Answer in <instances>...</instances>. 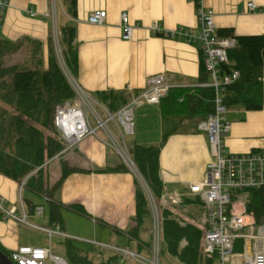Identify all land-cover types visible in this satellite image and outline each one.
Listing matches in <instances>:
<instances>
[{"label":"crops","instance_id":"0c3cea01","mask_svg":"<svg viewBox=\"0 0 264 264\" xmlns=\"http://www.w3.org/2000/svg\"><path fill=\"white\" fill-rule=\"evenodd\" d=\"M249 1L258 4L255 11L247 9ZM203 2L215 12L217 32L233 28L236 35L264 36V0ZM69 4L68 0H60L57 20L61 28L67 23L76 25L78 65L74 74L88 92L96 94L99 91H124L130 100L146 87L148 76L161 73L168 74L174 87H193L201 82L200 42L152 32L155 23L165 30L184 27L199 31L194 0H76V10L69 8ZM51 9V0H9L0 28V38L9 40L10 47H13L10 53L4 55L6 66H17L20 70H46L49 67L50 56L54 51ZM93 10L107 11V19L103 25L88 22L89 13ZM30 11L35 15L31 16ZM123 11L128 13L130 22L134 25L131 41L122 37L120 14ZM210 80L209 75L207 82ZM136 111L135 138L132 142L156 145L162 140L164 128H175V132L161 147L159 155L160 177L165 187L182 194V203L169 206L170 217L176 221L181 220L184 224L199 221L203 216L202 203L198 195L191 194L189 186L206 179V164L211 158L209 136L200 127L201 118L192 117L180 121L165 117L161 113L160 104L152 108L141 106ZM228 111L232 127L224 138L227 152H264V103L263 108L256 111H247L242 107H234ZM82 141L78 143L81 148L84 144ZM71 151L69 149L63 155L55 156L67 164L65 159H69L75 163L74 167L81 169L71 173L66 180L73 175L74 181L88 178L91 190L90 194L88 191V197L67 201L62 196L61 201L64 181L60 189L54 192L62 218L61 230L68 236L66 239H75L78 235L64 222L62 210L74 211L71 205H79L85 209L82 214H96L97 194L106 197L108 192L111 194L108 202L109 206H113V215L109 218L104 213L102 225L110 241L99 240L144 255L149 254L152 222L149 213L141 222L135 219L136 194L139 191V187L134 185L138 181L135 174L125 167L118 156L113 157L107 153V156H97L95 153H99L101 148L96 143L92 149H87V154L80 151L72 156ZM0 194L8 198V201L14 199L13 196L10 197V179L2 175ZM43 197L51 200V197ZM36 204L44 206L42 203ZM181 215L192 221L182 219ZM29 216L36 217L31 211ZM28 222L44 226L43 222L35 219ZM48 226L52 227L54 224L48 223ZM7 227L10 230V224ZM33 242L28 236L19 235L17 240L2 236L0 226V244L6 249L12 251L19 246H32Z\"/></svg>","mask_w":264,"mask_h":264},{"label":"built area","instance_id":"2783aa9c","mask_svg":"<svg viewBox=\"0 0 264 264\" xmlns=\"http://www.w3.org/2000/svg\"><path fill=\"white\" fill-rule=\"evenodd\" d=\"M194 1L197 5L199 31L184 27L165 30L155 23L152 26V32L188 41L198 40L205 69L211 77L210 82L199 85L210 86L215 90L214 110L206 120L200 122V127L208 132L211 144V159L207 164L206 179L189 186L192 194H199L202 197L203 216L200 220L205 227L202 238L203 251L206 255L215 258L213 264H264V222L258 221L255 214L248 209L250 191L264 189V152L227 153L223 145V138L231 131L232 125L227 115L228 109L223 103L222 90L226 85L240 78L239 70L232 69L227 72L223 67L229 64V50L235 46V40L232 37L220 36L214 20V10L207 7L203 0ZM8 3L9 0H0V28ZM59 4L60 0H51L53 25L55 16L58 18ZM247 6L249 11H255L258 8V4L254 1L247 2ZM30 15L34 16L35 13L30 11ZM120 18L122 37L124 40L131 41L134 25L131 24L126 11L120 14ZM106 19V10H93L88 16V22L94 25H103ZM61 34L62 32L54 26L53 41L56 56L75 96L70 101L55 107L54 124L71 146L87 136L94 135L100 138L98 132L103 131L107 142L133 171L143 189L147 199L148 213L152 219L153 237L150 255L144 256L128 248L114 247L119 256L117 264H127L128 261L141 264H164L165 209L170 205L182 203V194L178 191H170L166 187L160 196L153 191L132 157L127 136L134 133L136 107L158 106L161 99L174 87L170 77L166 73L148 76L146 87L138 91L125 106L113 112L92 93L85 90L74 76L63 53ZM99 105L102 106L104 113L98 108ZM72 115H78L84 124V130L80 136L76 133L70 134L66 127L65 121ZM111 123H114L116 129L111 126ZM70 135L75 138L73 142ZM58 156L60 154L56 157ZM233 176L237 177L234 182H232ZM25 185V179L19 183L23 215L18 214V208L13 203L7 202L6 198L1 196L0 210L3 218L7 220L12 217L45 231L50 240L55 234L67 238L60 224L41 227L27 221L28 212L21 196ZM223 186L230 187L233 195L224 205V210L220 211L218 207ZM44 210L43 205H37L33 209V215H43ZM179 222L186 225L181 220ZM187 245L188 240L183 238L180 241V248ZM10 258L16 264H72L65 257L54 254L51 245L47 247L19 246L10 252Z\"/></svg>","mask_w":264,"mask_h":264},{"label":"trees","instance_id":"16d2710c","mask_svg":"<svg viewBox=\"0 0 264 264\" xmlns=\"http://www.w3.org/2000/svg\"><path fill=\"white\" fill-rule=\"evenodd\" d=\"M69 8L76 10V0H68ZM76 14V11L74 12ZM62 48L65 59L73 73L78 65L76 45L77 28L67 23L61 28ZM220 36L232 37L235 46L229 50V64L223 65L229 72L240 71V78L222 90L223 103L227 109L242 107L247 111L263 108L264 103V36L236 35L233 28H224ZM10 41L0 38V173L18 181L26 179V188L43 196L51 197L48 204L49 224H60L62 218L54 192L66 178L79 170L62 162V173L53 186L48 184L49 160L65 148L60 131L54 124L55 107L75 96V92L64 74L57 56L52 52L46 70H20L17 66L4 65L3 58L10 53ZM200 83L209 80L201 56ZM173 87L160 102L163 116L184 120L199 117L206 120L214 110L215 90L210 86ZM96 97L111 110L117 111L129 102L124 91H99ZM175 128L166 129L162 140L156 145H130L132 157L143 176L157 195L164 192L165 185L160 177L159 155L161 147ZM61 155V154H60ZM102 171V169H101ZM140 184V183H139ZM141 186V185H140ZM248 209L259 220L264 218V191L252 189ZM137 213L135 219L141 222L148 214L147 201L141 187L136 194ZM37 204H31L33 209ZM77 212L84 213L79 205H71ZM169 207L165 209V239L168 251L176 254L184 264H213L215 258L203 251L202 238L205 228L195 222L182 226L170 217ZM186 238L188 245L180 248V241ZM67 243V260L72 264H96L87 251ZM0 248L10 256L9 249ZM109 260L101 264H108Z\"/></svg>","mask_w":264,"mask_h":264},{"label":"rangeland","instance_id":"374dc122","mask_svg":"<svg viewBox=\"0 0 264 264\" xmlns=\"http://www.w3.org/2000/svg\"><path fill=\"white\" fill-rule=\"evenodd\" d=\"M57 19L58 18H56V16H55L54 26H55V29H58L61 32V26H60L59 21ZM60 38L62 40V34L60 35ZM3 62H4V58H3ZM71 71H72V69H71ZM72 73H73V71H72ZM74 76H75V74H74ZM136 94H134L132 96V98ZM93 95L96 97L95 94H93ZM102 104L104 106H106L104 103H102ZM106 107H108V106H106ZM98 108L100 109V111L102 113H104L102 106L99 105ZM137 108L138 107H136V109ZM136 109H135V118H136V112H137ZM111 111L115 112L114 110H111ZM229 112L230 111H228V114H227L228 116H229ZM111 126L114 129H116V126L114 125V123H111ZM98 133H99V136L101 139L97 138L94 135L88 136V137H86L85 140H83L81 142V143H84L82 145V148L80 147V144L78 145L79 142L76 145L71 146L65 137H64L63 142L66 145V148L70 147V150H72L71 151L72 156L78 154L80 151L87 154L88 153L87 149H92L93 145L96 143L101 148V151L99 153H95L97 156H100V155L101 156L102 155L107 156V154H111L113 157L118 156V158L120 157V159L122 160L125 167L128 170H130L131 172H133L130 168H128V166L125 164L122 157L117 153V151L115 149L112 148V146L109 144V142H104L106 140L105 139L106 136H105L104 132L99 131ZM133 138H135L134 134L127 136L128 144L131 145L133 143L131 141ZM130 145H129V147H130ZM95 154H93V155H95ZM65 160L68 162V164L70 166H75L74 162L70 161L69 159H65ZM62 162L63 161H61L60 159L54 158L53 160H51V162H50L51 164L48 166V168L46 170L47 171L46 175L48 176V184L50 187L54 185L55 181L59 178V176L62 173V169H61ZM79 170H81V169L79 168ZM80 174H82V173H80ZM0 175L5 176L2 173H0ZM73 176H71L67 180H65L66 182L63 185L62 193L60 196L61 201H62V196H65V199L67 201H72L74 199H77L78 197H88V191L90 194V190H91L90 180L88 178H82L79 181H74V179H72V178H74ZM5 177H7V176H5ZM7 178L10 179V197L13 196L14 199L13 200L10 199V201H8L7 200L8 198H6V200H7V202L13 203L18 208V214L23 215V209L21 207L20 195H19V191H20L19 190V183L16 180H13L9 177H7ZM134 185L138 186L139 190H141V186H140L138 181L135 182ZM110 195L111 194L108 192L106 194V197L103 194H99V193L97 194V196H96V203H97L96 214L92 213V212L91 213L89 212V214H82V213H79L75 210L74 211L73 210L72 211L62 210V216H63L64 222L67 224V226L69 227V229L71 231H73L76 235H78V236L74 237L75 239L69 240V242H72L73 246H75L77 248L80 247V248L84 249L85 251H87L88 254L90 255V257H92L95 260L96 264H101L102 262H106L108 260H109L108 264H117V260L119 258L117 252H115L112 249L107 247V246H113V245L103 243L99 240V239H104V240L110 241L109 239H107L108 233L106 232V230L103 228V225H102V220L105 219V217L103 216L104 213L109 218L113 215V206H109V202H108ZM1 196H3V195H1ZM22 197L24 199V203L26 206V210L28 212V216H29V211H31V213H33L32 210H29V208L31 207V204H36V203L44 204L45 213L43 215L36 216V217L29 216L28 221H30L31 219H35L39 222H43V224H44L43 227H49L48 226V223H49L48 221H50L49 209H48L49 201L46 200V198L43 197L42 195L31 191L29 188H26V186L22 190ZM0 202H1V197H0ZM0 213H1L0 226H1V235L2 236L8 237L9 239L11 238L13 240H15V239L17 240L19 235L21 237L28 236L34 240L32 246L47 247V246L51 245L52 251L54 254L65 257L66 259L69 258V255L67 252V243H65V241L62 240V239L65 240L66 238H63L61 235L55 234L50 240V237H49L47 232L42 231V230L35 228L33 226H30L29 224H26L24 222L17 221L16 219H14L12 217L5 220L2 216L1 210H0ZM180 217L186 221H192V220L187 219L183 215H181ZM171 218L174 219L173 217H171ZM177 222H179V221H177ZM8 224H10V230L7 227ZM182 226H186V225H182ZM151 231H152V226H151ZM103 234H105L104 238H103ZM152 237L153 236L151 233V246H152ZM151 246H150V248H151ZM167 250L168 249H167L166 239H165L164 248H163V263L164 264H184L176 254H173V253L170 254V253H168ZM115 254H116V256L113 257V255H115ZM149 255H150V249H149V254L144 255V256H149ZM127 264H141V263L128 261Z\"/></svg>","mask_w":264,"mask_h":264},{"label":"bare ground","instance_id":"6f19581e","mask_svg":"<svg viewBox=\"0 0 264 264\" xmlns=\"http://www.w3.org/2000/svg\"><path fill=\"white\" fill-rule=\"evenodd\" d=\"M66 127L68 128V130H69V132H70V134H72V133H76L78 136H80L82 133H83V130H84V124H83V122H82V120L79 118V116L78 115H72L70 118H68L66 121ZM60 131V130H59ZM61 133V132H60ZM61 136H62V133H61ZM208 136H209V134H208ZM88 137V136H87ZM70 138H71V141L73 142L74 140H75V138L72 136V135H70ZM86 138V137H85ZM225 138V137H224ZM224 138H223V145H224ZM62 139L64 140V137L62 136ZM84 139V138H83ZM82 139V140H83ZM101 139V138H100ZM106 139V138H105ZM82 140H80V141H82ZM79 141V142H80ZM104 142H107V139L104 141ZM78 143V142H77ZM76 143V144H77ZM76 144H74V145H76ZM209 145H210V153H211V144H210V142H209ZM70 149V147H68V148H66V145H65V148L60 152V154L61 155H63L64 153H66L68 150ZM224 149H225V151L227 152V150H226V148H225V145H224ZM227 153H230V152H227ZM211 159V158H210ZM209 159V160H210ZM209 160H208V162H209ZM208 162H207V164H208ZM207 164H206V168H207ZM237 179V177L236 176H233V178H232V182H234L235 180ZM24 180V179H23ZM26 180V179H25ZM26 186V185H25ZM20 187V186H19ZM23 190V189H22ZM260 190H263L264 191V189H260ZM22 192V191H21ZM194 195H198L199 196V199H200V201L202 202V197H201V195H199V194H194ZM232 195H233V191H232V189L230 188V187H227V186H223L222 187V195H221V201H220V204H219V210L220 211H222V210H224V205L226 204V203H228L230 200H231V197H232ZM249 195H250V193H249ZM21 196H22V194H21ZM146 198V197H145ZM146 201H147V199H146ZM250 201H251V195H250ZM250 203V202H249ZM211 206V205H210ZM256 216V215H255ZM257 218V217H256ZM257 220L258 221H260V222H264V220L262 219V220H259L258 218H257ZM151 222H152V219H151ZM195 223H197L198 225H200V226H202V227H204V225H203V223L201 222V220L199 219V221H196ZM187 224H188V222H187ZM205 228V227H204ZM152 234H153V232H152ZM204 234H205V231H204ZM204 234H203V237H204ZM108 248H110V249H112L113 251H115V252H117L116 251V249L114 248V247H116V246H107ZM120 248V247H119Z\"/></svg>","mask_w":264,"mask_h":264},{"label":"water","instance_id":"95a60500","mask_svg":"<svg viewBox=\"0 0 264 264\" xmlns=\"http://www.w3.org/2000/svg\"><path fill=\"white\" fill-rule=\"evenodd\" d=\"M0 264H16L10 256H8L1 248H0Z\"/></svg>","mask_w":264,"mask_h":264}]
</instances>
